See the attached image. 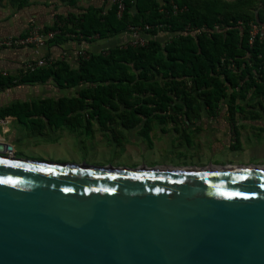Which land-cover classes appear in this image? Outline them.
I'll return each mask as SVG.
<instances>
[{"label": "water", "instance_id": "95a60500", "mask_svg": "<svg viewBox=\"0 0 264 264\" xmlns=\"http://www.w3.org/2000/svg\"><path fill=\"white\" fill-rule=\"evenodd\" d=\"M0 140V264H264V164H101Z\"/></svg>", "mask_w": 264, "mask_h": 264}, {"label": "trees", "instance_id": "16d2710c", "mask_svg": "<svg viewBox=\"0 0 264 264\" xmlns=\"http://www.w3.org/2000/svg\"><path fill=\"white\" fill-rule=\"evenodd\" d=\"M23 1L10 0L18 6ZM60 1L76 5L78 0ZM124 5L120 17L113 2L107 8L89 6L80 15L58 16V22L42 30L58 29L47 42L59 44L72 36L106 38L128 31L129 25L148 24L152 28L142 32L144 44L87 52L76 66L56 59L33 71L0 73V89L51 82L71 91L12 102L0 108V118L36 123L39 131L48 125L93 133L97 123L115 138L121 136L120 127L140 126L147 135L154 121H189L202 109L211 114L222 107L233 119L245 101L264 102V0H124ZM249 21L261 26L250 45ZM159 31L176 36L162 43L153 38Z\"/></svg>", "mask_w": 264, "mask_h": 264}, {"label": "crops", "instance_id": "0c3cea01", "mask_svg": "<svg viewBox=\"0 0 264 264\" xmlns=\"http://www.w3.org/2000/svg\"><path fill=\"white\" fill-rule=\"evenodd\" d=\"M113 2L114 0H78L76 5H68L60 0H24L18 6L12 4L10 0H1L0 37L23 35L31 25L47 28L58 22V16L68 18L69 14L80 15L89 6L107 8ZM138 36L144 38L146 34L140 33ZM174 36L176 35L173 32L159 31L153 38L165 43ZM134 37L129 31H123L106 38L83 40L72 36L59 44L47 42L42 46L0 48V73L17 75L23 70L28 60L38 58L51 59L52 61L63 59L71 66H76L79 55L85 56L87 52H106L116 44L132 43ZM18 88L24 89V93H28L25 94V97L53 91L60 93L58 96H54L56 98L67 93L51 82L22 84L15 87L16 91ZM31 89L34 92H28ZM3 92L0 94V105L4 104L5 100L11 99L8 92ZM49 97L53 96L49 94ZM209 113L208 110L202 109L199 117L191 118L189 121L183 117H178L175 123L154 121L151 123L147 135L142 134L140 126L128 130L120 127L119 131L121 137L124 136L140 143L144 149L156 142V137H165L167 142L164 141V144L168 147H171L173 143H180L178 146L186 148L190 146L198 148L202 144H207L213 154L224 150H229L231 154L239 153L243 161L237 162L238 164H264V102L259 103L257 99L245 101L244 110L235 113L233 119H230L229 112L224 107ZM14 119H16L14 116L4 117V122L0 124L1 133L9 132L8 125ZM48 130L52 131L51 127L45 126L42 132ZM92 132L100 134L101 137L107 134V131H102L97 123L93 124ZM1 133L0 140L6 142ZM143 140H146L148 145Z\"/></svg>", "mask_w": 264, "mask_h": 264}, {"label": "rangeland", "instance_id": "374dc122", "mask_svg": "<svg viewBox=\"0 0 264 264\" xmlns=\"http://www.w3.org/2000/svg\"><path fill=\"white\" fill-rule=\"evenodd\" d=\"M32 91L34 92L33 89L28 92ZM2 92H8L11 99L5 100V103L0 107L23 99L31 101L49 97V94L53 97L60 94L47 91L48 95L37 94L25 97V94L28 93H24L25 90L19 88L16 91L15 87L3 88L0 90V94ZM70 93L71 91L67 92V94ZM36 125V123L33 125L32 122L22 124L14 119L9 123V132L7 133H1L0 126L1 135L12 146L11 154L101 164H238L237 162L243 161L239 153L231 154L229 150L213 154L207 144H202L198 148L192 146L186 148L178 146L180 143H173L171 147H168L164 144V141L167 142L165 137H156L158 142H154L151 146L146 140H143L149 147L144 149L140 143L124 136V139L120 135L113 138L111 132H107L102 137L100 134L90 133L83 127L74 131L67 127L57 129L52 127V131L42 132Z\"/></svg>", "mask_w": 264, "mask_h": 264}, {"label": "built area", "instance_id": "2783aa9c", "mask_svg": "<svg viewBox=\"0 0 264 264\" xmlns=\"http://www.w3.org/2000/svg\"><path fill=\"white\" fill-rule=\"evenodd\" d=\"M117 4V16L120 17L122 11L124 10V0H114ZM173 12H177L178 8L175 4H172ZM239 24H242L239 21ZM249 28V36H248V44H252L257 34L261 31V26L258 25L254 21H249L247 23ZM152 26L145 24L144 26H134L129 25L128 31L135 36L132 40V44L134 45H142L145 43V39L143 37L138 36L140 33L151 29ZM59 30H47L43 31L41 27L36 25H31L25 34L19 36H8V37H0V48H18L22 46L34 45V46H42L48 40L52 39ZM47 61H51V59L38 58L35 60H28L23 69L28 71H33L47 63ZM3 75H6V72H2ZM4 120L0 119V124L3 123Z\"/></svg>", "mask_w": 264, "mask_h": 264}, {"label": "flooded vegetation", "instance_id": "af4514ba", "mask_svg": "<svg viewBox=\"0 0 264 264\" xmlns=\"http://www.w3.org/2000/svg\"><path fill=\"white\" fill-rule=\"evenodd\" d=\"M0 119H3L4 120V117L3 118H0Z\"/></svg>", "mask_w": 264, "mask_h": 264}]
</instances>
